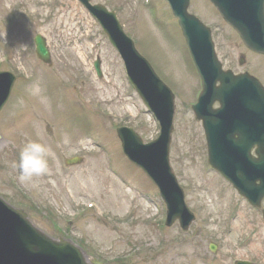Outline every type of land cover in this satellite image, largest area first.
<instances>
[{
  "label": "rangeland",
  "instance_id": "1",
  "mask_svg": "<svg viewBox=\"0 0 264 264\" xmlns=\"http://www.w3.org/2000/svg\"><path fill=\"white\" fill-rule=\"evenodd\" d=\"M93 1L114 10L124 29L140 36L135 41L137 49L156 65L166 78H162L166 83L172 82L176 94L181 95L176 96L175 100V128L171 135L169 157L184 189V198L195 214V221L187 232H182L176 223L166 227L157 222H146L148 216L157 220L164 214L165 205L145 174L125 159L113 127L122 123L141 126L140 134L144 140H149L156 137L158 126L150 115L137 112L142 106L135 93L127 89L117 54L111 49L96 20L80 8L76 0H0V57L7 56L0 69L20 72L22 76L17 77L14 87L18 90L29 78L32 82L39 81L43 91L54 88L52 81L61 88L69 87L68 92H61L62 104L64 102L68 110L65 108L64 112L60 110L56 113L52 123L54 130L48 132L43 127V117L36 119L39 138L37 133L35 137L32 136L33 128L29 124L31 114L27 110L23 112L21 120H13L12 117L11 121L6 119L5 123L0 116V160L10 163L13 171L11 173L9 167L0 169V196L12 204L17 201L30 203V209L26 210L34 224L52 235L57 232L50 222L44 220L43 207L60 219L59 216H66L76 203L84 207L89 199H95L99 203L98 210L87 211L79 222L70 224L67 231L77 243L84 245L86 252L110 264H232L231 260L235 257L255 258L260 261L259 264H264V232L256 233L253 242L242 249L236 244L235 239L239 234L234 236V227L241 226L239 223H242V216L247 211L246 203L207 164L204 138L198 132L200 126L190 113L183 111L186 109L185 103L193 98L191 91L195 81L193 71L185 62L177 27L167 5L163 0H149V4H145L144 0ZM191 2V11L212 27L215 50L225 67L234 71L247 69L264 82V56L246 50L237 34L216 11L209 9L210 4L206 0ZM36 32L43 33L50 44L54 63L48 69L38 62L33 50L28 49L32 43L31 35ZM240 53L246 56L243 68L237 63ZM97 55L101 58L103 74L106 75L102 81L96 78L92 67ZM50 68L53 70L52 79ZM70 88L77 89H74L76 97L71 95L74 92ZM73 102L80 106V112L85 113L80 115L72 111ZM27 103L30 108L33 106L31 100L27 99ZM13 106L11 102L10 109ZM50 108L51 111L56 109L54 101ZM106 109L113 110L117 119L108 121L102 118L100 113ZM4 111H7V107ZM126 111L133 116L124 121L121 117ZM71 119L84 124L86 119L89 122L88 126H84L85 135H77L75 143L70 140L71 135L61 131L67 127V123H71ZM65 135L69 137L68 144L63 142ZM88 138L98 141L104 148L96 153L95 165H98V170L94 174L92 155L86 153L87 149L93 147V141ZM29 141L44 143L55 156L48 158L45 174L21 182L19 153ZM74 154L83 155L84 162L66 168L62 158ZM9 175H12V182ZM113 175L125 186L139 188L126 189ZM83 184L85 187L81 196ZM119 187L120 198L114 202L119 197L118 193L114 194ZM139 189L148 195L143 196ZM70 200H74L75 204ZM231 203L232 210H226ZM104 211L108 217L102 216ZM130 211L132 215L128 219L126 215ZM229 212H239V220L226 221L225 216ZM85 223H91V226ZM195 228H200L202 232L195 235ZM212 240L218 244L214 254L208 252L207 248Z\"/></svg>",
  "mask_w": 264,
  "mask_h": 264
},
{
  "label": "water",
  "instance_id": "2",
  "mask_svg": "<svg viewBox=\"0 0 264 264\" xmlns=\"http://www.w3.org/2000/svg\"><path fill=\"white\" fill-rule=\"evenodd\" d=\"M167 1L181 20L194 63L203 78L204 89L194 108L205 124L209 161L221 175L233 182L242 195L255 203L264 194V90L258 81L246 74L234 76L220 71L212 52L209 32L185 13L188 0ZM211 1L239 31L249 47L264 52V0ZM81 2L109 34L126 62L129 77L161 124V135L146 145L130 130L119 129L123 149L129 159L158 185L168 206V224L178 217L186 227L193 216L184 205L182 191L167 161L172 96L135 52L131 41L122 34L113 12L107 13L100 5L90 6L89 0ZM37 43L41 56L47 59L39 39ZM217 80L220 81L219 86H215ZM12 82L10 75L0 73V107L9 94ZM214 100L221 104L215 111L210 108ZM254 145L257 146V159L249 154ZM255 178L260 180L257 186L252 184ZM0 264L98 263L86 262L73 245L41 234L30 225L22 211L0 199Z\"/></svg>",
  "mask_w": 264,
  "mask_h": 264
},
{
  "label": "clouds",
  "instance_id": "3",
  "mask_svg": "<svg viewBox=\"0 0 264 264\" xmlns=\"http://www.w3.org/2000/svg\"><path fill=\"white\" fill-rule=\"evenodd\" d=\"M26 91L30 96L38 98L39 102L46 108L50 107L49 99L44 95L39 81H35L29 85ZM19 103H24L23 98L19 100ZM63 142L65 144L69 143V137L67 135L64 136ZM54 156L55 154L52 149L44 143L38 141L27 142L19 153V169L22 173L19 179L21 182L33 176L45 174L48 170V158Z\"/></svg>",
  "mask_w": 264,
  "mask_h": 264
},
{
  "label": "flooded vegetation",
  "instance_id": "4",
  "mask_svg": "<svg viewBox=\"0 0 264 264\" xmlns=\"http://www.w3.org/2000/svg\"><path fill=\"white\" fill-rule=\"evenodd\" d=\"M257 212H258L257 214H253V217H249L248 219L245 218L246 224L244 226L249 228L252 231H256L257 230V226L256 225L259 222H261L262 226L264 227V220H263V217L261 215V211L259 210Z\"/></svg>",
  "mask_w": 264,
  "mask_h": 264
}]
</instances>
